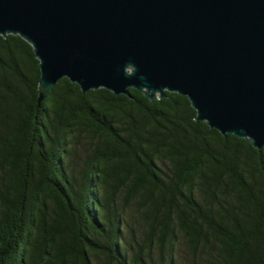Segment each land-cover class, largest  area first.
<instances>
[{"label":"trees","instance_id":"16d2710c","mask_svg":"<svg viewBox=\"0 0 264 264\" xmlns=\"http://www.w3.org/2000/svg\"><path fill=\"white\" fill-rule=\"evenodd\" d=\"M38 80L0 36V264H264V146L177 93Z\"/></svg>","mask_w":264,"mask_h":264},{"label":"water","instance_id":"95a60500","mask_svg":"<svg viewBox=\"0 0 264 264\" xmlns=\"http://www.w3.org/2000/svg\"><path fill=\"white\" fill-rule=\"evenodd\" d=\"M38 60V103L66 78L187 97L223 137L264 146V0H0V36Z\"/></svg>","mask_w":264,"mask_h":264},{"label":"rangeland","instance_id":"374dc122","mask_svg":"<svg viewBox=\"0 0 264 264\" xmlns=\"http://www.w3.org/2000/svg\"><path fill=\"white\" fill-rule=\"evenodd\" d=\"M98 261H101V259H99ZM93 262H94V264H97L96 263L97 262L96 258L93 259Z\"/></svg>","mask_w":264,"mask_h":264}]
</instances>
